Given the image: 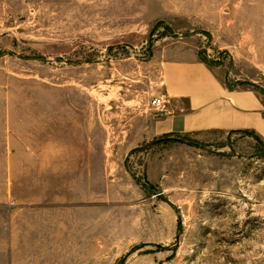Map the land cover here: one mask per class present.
Listing matches in <instances>:
<instances>
[{
  "label": "rangeland",
  "instance_id": "1",
  "mask_svg": "<svg viewBox=\"0 0 264 264\" xmlns=\"http://www.w3.org/2000/svg\"><path fill=\"white\" fill-rule=\"evenodd\" d=\"M181 52L264 100V0H0L1 251L9 206L92 162L88 264H264V139L151 137Z\"/></svg>",
  "mask_w": 264,
  "mask_h": 264
},
{
  "label": "crops",
  "instance_id": "2",
  "mask_svg": "<svg viewBox=\"0 0 264 264\" xmlns=\"http://www.w3.org/2000/svg\"><path fill=\"white\" fill-rule=\"evenodd\" d=\"M160 73L155 98L166 99L170 114L152 125L151 137L253 132L264 139V100L258 91L230 87L197 53L167 56ZM101 168L104 178L109 165ZM94 187V164L87 162L68 181L59 186L54 183L53 200L44 197L35 204L9 206L18 212L6 220L0 260H5L4 264H18L19 258L24 260L22 264H36L34 259L45 260L41 264H54L47 262L51 259H57V264H62L61 260L63 264H88L93 258ZM19 243L24 250L21 255L15 250ZM38 246L43 256L33 252Z\"/></svg>",
  "mask_w": 264,
  "mask_h": 264
},
{
  "label": "built area",
  "instance_id": "3",
  "mask_svg": "<svg viewBox=\"0 0 264 264\" xmlns=\"http://www.w3.org/2000/svg\"><path fill=\"white\" fill-rule=\"evenodd\" d=\"M151 105L160 116L170 114V110L167 105V101L163 97L155 98L152 100Z\"/></svg>",
  "mask_w": 264,
  "mask_h": 264
},
{
  "label": "trees",
  "instance_id": "4",
  "mask_svg": "<svg viewBox=\"0 0 264 264\" xmlns=\"http://www.w3.org/2000/svg\"><path fill=\"white\" fill-rule=\"evenodd\" d=\"M204 62H206V61H204Z\"/></svg>",
  "mask_w": 264,
  "mask_h": 264
}]
</instances>
